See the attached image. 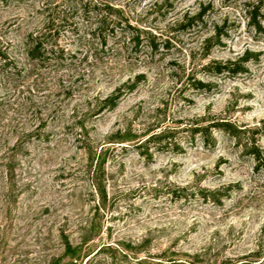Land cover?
<instances>
[{"label": "rangeland", "instance_id": "1", "mask_svg": "<svg viewBox=\"0 0 264 264\" xmlns=\"http://www.w3.org/2000/svg\"><path fill=\"white\" fill-rule=\"evenodd\" d=\"M255 2L0 0V264H67V242L78 264H264ZM203 10V23L178 27ZM217 26L222 38L207 43ZM31 35L43 36L40 61L27 54ZM246 53L238 75L205 69ZM118 88L117 106L104 107ZM166 104L168 122L207 116L231 122V133L212 131L206 144L182 132L181 153L110 147L89 157Z\"/></svg>", "mask_w": 264, "mask_h": 264}, {"label": "trees", "instance_id": "2", "mask_svg": "<svg viewBox=\"0 0 264 264\" xmlns=\"http://www.w3.org/2000/svg\"><path fill=\"white\" fill-rule=\"evenodd\" d=\"M264 1L257 0L251 7L248 8V13L250 17L254 20L257 19L258 15L264 10ZM206 15L205 10L190 16L186 17V19L179 22L177 25L181 29L191 28L193 25L198 23H203V18ZM51 21V20H50ZM103 22L105 20H102ZM53 22V21H52ZM259 27V24H257ZM222 26H217L215 28V34L208 38L207 43H212L214 40H217L219 43L222 38ZM153 41L155 38L151 32H147ZM43 36H33L31 35L27 40V54L29 58L33 61H40L44 55V46L42 41ZM156 47V46H154ZM0 56L5 57L2 54L0 49ZM249 53H246L243 57L236 61H227V62H218L215 63V68L211 69L210 67H206V71H208L213 76H221V75H238L246 71V65L249 62ZM194 89L204 91L211 87V84L208 82H204L202 80H195L192 84ZM134 86H131V89ZM122 88H118L116 92L103 100L102 104L104 107H111L114 109L119 100L123 97ZM188 99V98H186ZM190 102V100H186ZM168 106L164 105L163 108H157L155 112V118L147 122L141 129H133L131 124H127L123 128L118 129L114 134L108 137V141L105 142L99 149L88 150L89 157L93 159H100L106 155L110 147H122V149L126 150L129 147H134L139 151L142 155H148L153 150L158 151H169L172 150L176 153H181L183 149L181 148V142L178 140V135L180 133H186L187 139L186 141L192 140L193 138L200 136L204 143H208V137L211 135L212 131L221 130L226 133H231V122L215 119L212 122L208 121L207 116L197 117V119H179L170 120L168 122L169 116L167 115ZM207 123V124H205ZM132 145V146H129ZM261 150L258 148H254L252 154L255 155V159L260 163L261 158L264 160V156L261 155ZM258 164L257 167H259ZM96 177H94L95 179ZM96 180V179H95ZM65 250V258L70 261L67 264H78L81 255L72 253V246L69 242L66 244ZM64 258L54 259L52 264H60ZM89 261V260H88ZM158 264H164V262H159Z\"/></svg>", "mask_w": 264, "mask_h": 264}]
</instances>
